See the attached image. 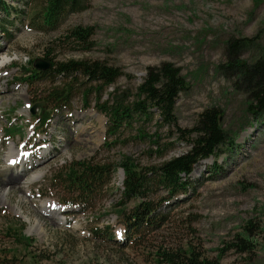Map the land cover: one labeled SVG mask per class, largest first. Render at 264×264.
Here are the masks:
<instances>
[{
	"label": "rangeland",
	"instance_id": "obj_1",
	"mask_svg": "<svg viewBox=\"0 0 264 264\" xmlns=\"http://www.w3.org/2000/svg\"><path fill=\"white\" fill-rule=\"evenodd\" d=\"M5 2L17 12L8 23L0 10V264H155L160 250L190 246L220 264H264V112L248 111L246 94L234 86L239 70L222 67L228 39H253L240 45V59L264 54V0H85L86 8L56 29L42 27L36 18L41 0ZM76 25L93 27L91 49L67 39ZM45 53L53 62L100 60L117 67L121 74L101 89L100 102L123 91L133 99L148 68L170 62L187 85L175 104L180 128L195 125L206 108L221 112L228 138L215 155L193 166L187 191L167 199L154 187L151 198L164 217L159 228L127 236L118 210L138 199L121 203L120 168L85 205L62 206L71 192L55 177L72 160L118 163L126 155L143 166L157 165L188 150V141L175 127L135 122L133 129L119 131V143L106 146V116L95 108L94 88L87 100L82 94L95 83L79 74L33 76L34 62ZM25 73L31 79L24 81ZM67 83L69 100L57 106L41 101ZM140 126L159 134L168 148L163 157L136 136ZM30 150L32 159L26 157ZM11 157L22 165L10 166ZM21 171L27 172L19 181L3 182ZM247 221L255 224L250 231L255 249H228ZM18 230L33 238L30 246L14 238Z\"/></svg>",
	"mask_w": 264,
	"mask_h": 264
},
{
	"label": "trees",
	"instance_id": "obj_2",
	"mask_svg": "<svg viewBox=\"0 0 264 264\" xmlns=\"http://www.w3.org/2000/svg\"><path fill=\"white\" fill-rule=\"evenodd\" d=\"M41 3L36 18L40 20L41 26L47 29H56L69 14L86 8L85 0H41ZM0 10L8 23H11L13 13L17 12L16 8L7 4L5 0H0ZM93 33L92 26L76 25L68 30L67 39L78 43L81 49L89 50L92 48ZM252 40L246 37L240 40L228 39L226 61L222 67L225 66L229 72L234 73L239 70L240 76L234 81V86L246 94L248 111L258 115L264 112V54L249 61L240 59L239 55L240 45H248ZM41 60L49 62V68L47 71H41L32 67L33 76L45 78L54 73L71 77L79 74L88 82L95 83L89 90L84 89L82 94L83 99L87 100L94 88L95 108L107 118L104 141L106 146L114 145L117 141L119 143V131L133 129L135 122L155 121L160 126L175 127L179 133L178 137L188 141V150L157 165L143 166L126 155H123L118 163H101L95 161V158H89L72 160L65 167L64 173L55 177L71 192L69 200L63 199L62 205L68 207L85 205L102 192L110 182L112 174L120 168L123 173L121 203L138 199L132 207L118 210L119 216L122 215L120 218L127 236L133 239L144 228L150 230L159 228L164 222V217L158 216L160 204L151 198V194L155 192L154 187L156 190H163L167 199L177 196L179 192L187 191L192 182L189 175L193 166L199 160L215 155L228 138L227 131L222 127L221 112L215 107L206 108L198 115L195 125L191 128H180L175 116V104L179 93L187 85L180 68L170 62L149 67L142 82L137 86L133 99L130 97L131 94L123 91V94L111 93V102L110 100L100 102L101 89L113 84L121 74L117 67L100 60L70 59L53 62L49 58V53H45ZM25 75L22 78L24 81L31 79L30 75L27 73ZM71 95L72 86L67 83L46 92L41 101L57 106L58 103L69 100ZM136 136L148 140L155 147L153 151L158 157H163L167 153L168 148L160 143L161 138L157 132L149 134L140 126L137 128ZM254 227L253 222L247 221L243 231L235 234L233 240L227 243V248L238 252H252L256 242L251 238L250 231ZM17 233L14 234V238L19 243L27 247L33 243V238L21 234V230ZM155 255V264H220L219 258L207 257L195 246L163 249Z\"/></svg>",
	"mask_w": 264,
	"mask_h": 264
},
{
	"label": "bare ground",
	"instance_id": "obj_3",
	"mask_svg": "<svg viewBox=\"0 0 264 264\" xmlns=\"http://www.w3.org/2000/svg\"><path fill=\"white\" fill-rule=\"evenodd\" d=\"M8 61L7 60H5L4 58L2 59V65L4 66V64L6 65V63H7ZM10 62V61H9ZM1 65V66H2ZM36 145H38V144H36ZM38 149V148H37ZM31 151V153L28 155V156H26V157H30L31 159L32 158H34L35 157V153L34 152H32V150H30ZM12 158H14V157H11L10 158V160L12 159ZM26 161L27 160H24V162L23 163H26ZM22 163V161L20 160V159H13V160H11L10 161V166H12V167H14V166H17V165H22L21 164ZM12 167H6L7 169L6 170H8L9 169V171H11L10 169H12ZM32 169H34V168H32ZM30 171V170H29ZM28 171V172H29ZM27 171H21V173L20 174H17V173H11L12 175H11V177L9 178V180H7L6 181V179H3L4 181L3 182H6V183H8V184H13V182H16V181H19V179L20 178H22L24 175H25V173H26Z\"/></svg>",
	"mask_w": 264,
	"mask_h": 264
},
{
	"label": "water",
	"instance_id": "obj_4",
	"mask_svg": "<svg viewBox=\"0 0 264 264\" xmlns=\"http://www.w3.org/2000/svg\"><path fill=\"white\" fill-rule=\"evenodd\" d=\"M50 63L49 62H46V61H43V60H36L34 62V66L37 68V69H42V70H45L49 67ZM40 105V103H36L34 104V106H32L31 108V111L34 112L35 108L38 107Z\"/></svg>",
	"mask_w": 264,
	"mask_h": 264
}]
</instances>
